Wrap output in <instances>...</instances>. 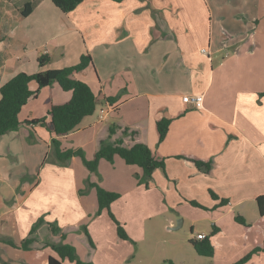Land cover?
<instances>
[{"label": "crops", "instance_id": "0c3cea01", "mask_svg": "<svg viewBox=\"0 0 264 264\" xmlns=\"http://www.w3.org/2000/svg\"><path fill=\"white\" fill-rule=\"evenodd\" d=\"M223 1L82 0L64 14L50 0H0V87L19 73L70 67L88 54L92 66L76 78L90 87L98 103L92 116L58 138L61 147L79 149L91 160L110 125L118 127L112 140L124 128L133 131V138H123L124 146L133 140L145 144L164 164L154 171L148 189H155L167 208L197 203L202 207L197 209L210 214L205 218L216 229L214 238H225L219 251L218 240L212 241L215 254L208 264H234L264 241V216L255 203L264 195V0H243L248 33L233 44L217 42L224 31L218 37L213 20L208 16L205 21L213 10L234 9L236 0L225 6ZM28 4L32 9L24 16ZM201 49L208 50L209 59ZM39 58L47 60L42 69ZM30 90L36 85L30 84ZM189 95H202L203 109L183 103ZM70 98L57 84L39 90L18 114L22 125L0 137V264H33L26 262V253L40 256L51 251L46 243L60 241L42 225L29 252L3 243L18 246L39 218L63 233L89 215L80 193L85 166L77 157L48 163L53 136L40 124L27 123ZM107 106L116 111L98 122L97 111ZM161 118L171 122L158 143L156 121ZM180 156L211 160L213 177L196 175ZM97 169L95 175L119 170L124 177L114 182L123 187H133L132 177L142 176L118 157L111 163L101 160ZM97 184L118 191L104 181ZM235 212L250 226L247 230L237 222L221 223ZM52 253L47 256L55 257ZM244 264H264V251Z\"/></svg>", "mask_w": 264, "mask_h": 264}, {"label": "rangeland", "instance_id": "374dc122", "mask_svg": "<svg viewBox=\"0 0 264 264\" xmlns=\"http://www.w3.org/2000/svg\"><path fill=\"white\" fill-rule=\"evenodd\" d=\"M222 3L225 6V3L229 4L230 1L224 0ZM242 4L243 0H236L234 9L229 12L226 9L225 11L216 9L213 10L212 16L205 14L206 23L208 16L210 21L213 20L214 34L217 29L219 37L220 30L224 31V35L220 34L221 38H218L217 42L224 39L233 44L246 38L248 28L245 30L243 18L245 11ZM228 20L234 27L231 28ZM77 160L82 162L79 158ZM48 163H51V160H48ZM85 169L86 179L80 193L89 215L78 224L67 226L63 232L65 242L74 247L77 259L92 264H208V260H212L215 254L213 245L214 254L207 258L197 255L189 244L190 240H195V235L199 232L209 237L211 244L214 239L218 240L216 249L220 250L225 238H214L215 234L211 236L213 227L205 218L210 216L207 211H203L206 209H197L190 202L167 208L155 189H148L145 184L138 182L142 176L132 177L134 184L142 185V189H139L134 187L136 185L133 187L129 184L124 187L116 185L115 179L124 177L119 170L110 172L102 169L95 175L98 169L95 174L90 173L86 167ZM79 178L83 177L79 174ZM101 181H104L106 186L118 189L116 192L120 197L113 202L109 211L103 210L98 214L95 189L89 186L88 182L97 184ZM236 216H239L237 212L225 215L221 223L226 225L236 222L234 220ZM115 222L122 227L128 237L127 240L118 237ZM38 239L39 242L43 240L40 236ZM49 252L52 251H44L40 256L38 253H26V262L44 264ZM62 262L75 264L67 260Z\"/></svg>", "mask_w": 264, "mask_h": 264}, {"label": "trees", "instance_id": "16d2710c", "mask_svg": "<svg viewBox=\"0 0 264 264\" xmlns=\"http://www.w3.org/2000/svg\"><path fill=\"white\" fill-rule=\"evenodd\" d=\"M50 1L64 14L72 12L82 2V0ZM111 1L120 3L123 0ZM31 9V5H26L22 10V15H28ZM46 63L47 60L45 58H39L38 64L40 69H42ZM90 66H92L91 57L88 54H84L80 57L77 64L70 67L59 70H41L33 75L19 73L11 78L0 87V137L8 132L16 131L20 125H22L18 119V114L29 99L35 97L39 90L49 87L52 84H57L63 91L71 93L70 100L62 105H51L44 118L27 122L28 124H40L53 136L50 143V153L46 161L48 162L50 158L52 162L63 164L71 158L77 157L81 159L83 165L90 173H94L101 160L112 162L115 157H118L126 165L139 168L142 172V177L139 179L141 181L138 182L147 186L154 171L163 169L164 164L162 160H157L153 156L152 152L145 144L134 142L133 140L131 146H124L123 138H133L135 135L133 131L124 128L120 130V137L112 140L118 127L110 125L107 138L99 142L98 149L91 160H86L83 152L79 149H63L61 147V142L58 138L72 132L84 118L92 116L96 109L98 103L96 96L86 83L76 78L77 75L82 74ZM32 83L36 85L35 91L30 90V84ZM261 95L264 96V93ZM109 103L112 105L113 100H109ZM111 108L112 111H116V108L112 106ZM170 122L171 120L165 118L156 121L158 143L164 140L168 133ZM179 159L189 168L194 169L196 175L213 177L214 166L211 160H203L193 156H180ZM88 185L95 189L98 214L103 210L109 211L111 204L120 197L118 193L107 191L97 184L88 182ZM210 195L212 199H217V196L213 193H210ZM221 203L224 204L225 200H221ZM255 203L258 215L261 217L264 216V195L258 196L255 199ZM190 204L202 208L195 202L191 201ZM109 216L114 221L110 213ZM234 220L246 230L250 227L240 216H236ZM42 225H46L51 234L59 235L60 238L57 244H45V247L51 249L56 255V257H48L46 264H62L64 260L75 264H92L77 259L74 247L65 242L66 237L65 234L61 232V229L55 223L46 222L42 217L32 225L28 237L18 246L10 241H3V243L13 248L20 249L23 252H29L31 245L36 241L37 231ZM116 225L118 237L122 240H127L128 237L122 227L118 223H116ZM215 233L216 229L213 228L211 236ZM189 244L199 256L211 258L214 254L211 239L209 237H205L203 240L199 241L190 240ZM262 251H264V241L262 246L254 248L234 264H244L253 255Z\"/></svg>", "mask_w": 264, "mask_h": 264}, {"label": "built area", "instance_id": "2783aa9c", "mask_svg": "<svg viewBox=\"0 0 264 264\" xmlns=\"http://www.w3.org/2000/svg\"><path fill=\"white\" fill-rule=\"evenodd\" d=\"M202 54H204L209 59V52L207 49H201L200 51ZM182 102L186 104H190L192 108L195 110H201L203 109V96L202 95H189V96H183ZM112 112L111 106H107L105 108H101L97 111V121L103 122L107 119L108 115ZM205 238L202 234H197L195 236L196 240H203Z\"/></svg>", "mask_w": 264, "mask_h": 264}, {"label": "water", "instance_id": "95a60500", "mask_svg": "<svg viewBox=\"0 0 264 264\" xmlns=\"http://www.w3.org/2000/svg\"><path fill=\"white\" fill-rule=\"evenodd\" d=\"M180 221H181V220H179V225H180ZM179 225H178V226H179Z\"/></svg>", "mask_w": 264, "mask_h": 264}]
</instances>
